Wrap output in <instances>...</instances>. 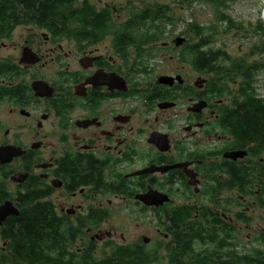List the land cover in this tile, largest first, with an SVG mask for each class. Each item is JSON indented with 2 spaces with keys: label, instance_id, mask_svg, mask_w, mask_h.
I'll use <instances>...</instances> for the list:
<instances>
[{
  "label": "flooded vegetation",
  "instance_id": "flooded-vegetation-1",
  "mask_svg": "<svg viewBox=\"0 0 264 264\" xmlns=\"http://www.w3.org/2000/svg\"><path fill=\"white\" fill-rule=\"evenodd\" d=\"M28 1L0 0V208L18 212L1 219L0 257L33 207L45 206L81 253L109 237L111 208L132 204L164 209L168 264L173 252L178 264H264V143L242 133L226 77L183 76L189 39L164 42L160 21L153 41L122 43L133 16L106 0L73 3L105 24L67 25L50 20L64 10L43 20L46 0ZM144 22L127 28L146 31ZM155 54L181 67L156 73ZM150 191L169 202L135 199Z\"/></svg>",
  "mask_w": 264,
  "mask_h": 264
},
{
  "label": "trees",
  "instance_id": "trees-1",
  "mask_svg": "<svg viewBox=\"0 0 264 264\" xmlns=\"http://www.w3.org/2000/svg\"><path fill=\"white\" fill-rule=\"evenodd\" d=\"M186 4L193 1L213 3L217 0H183ZM26 2V1H25ZM76 0H46L40 4L43 11V20L48 19L46 16L52 14L51 10L57 8L64 10L61 13L53 15L52 19L55 24H105L106 19L101 15H90L83 13V9H76L73 3ZM27 3L34 6V1ZM167 8L158 7L149 16L144 14L133 15L131 21L123 24V30L118 32L119 39L122 43L153 41L155 37L154 30L158 29L157 21L162 24L169 22L166 18ZM169 11V10H168ZM51 18V16H50ZM149 19L150 28L146 31L132 30L127 26H139L145 24V20ZM226 18H221L225 21ZM42 20V21H43ZM194 32L199 39V43L193 46H185L186 57H192L191 63L195 71L206 76H225L228 82L231 81V73L233 71L241 72L245 81L241 85L239 93L241 98L237 101L240 104V111L237 112L236 120L239 122L241 131L249 141H258L264 143V99H260L251 87V69L242 65H231L226 70L222 61L227 59V55L221 50L210 48V42L206 39L203 30L196 26ZM205 35V36H204ZM125 45V44H124ZM43 207V208H42ZM41 208L33 207L15 219L10 227V237L12 238V251L8 256L0 257V264H154L159 261V251L163 244H155L154 247L148 248L144 243L115 245L107 242L103 246V255H96V245L92 241H87L83 245L84 251L77 252L70 250L76 241L69 238L66 234H62L58 230V226L54 225L51 215L46 213L45 206ZM161 218L163 231L164 209H155ZM179 255L172 253V264H178Z\"/></svg>",
  "mask_w": 264,
  "mask_h": 264
},
{
  "label": "rangeland",
  "instance_id": "rangeland-1",
  "mask_svg": "<svg viewBox=\"0 0 264 264\" xmlns=\"http://www.w3.org/2000/svg\"><path fill=\"white\" fill-rule=\"evenodd\" d=\"M106 1L115 4L125 16L139 14L142 9L147 8L153 10L160 6L167 8L169 11L167 10L166 18L170 21L164 24L160 22L161 34H167L164 42H171L180 36L179 38L189 39V46H193L199 43L194 32V28L199 26L209 40L210 48L221 50L227 55V59L222 61L226 70L231 69V65H242L251 69V87L260 99H264V0H217L213 3L193 1L191 4H186L183 0ZM221 18L226 19L221 21ZM163 40L164 38L161 39ZM169 54L174 56L173 53ZM156 55L158 54L150 61L151 69L156 73L172 74L181 67L170 60L169 55ZM192 59L193 56L186 57L185 67L181 69L183 76H197L191 63ZM231 76L230 87L236 98L240 99L239 89L245 81L240 71H233ZM109 212L110 218L102 228V232H106L109 237L96 244L97 256L103 255V246L107 242L115 245L138 242L142 244L143 237H147L150 239L146 244L148 248L154 247L155 244H164L158 213L142 211L132 204L113 207ZM261 218V215L256 214V224H262ZM159 255V261L154 264H168L163 247Z\"/></svg>",
  "mask_w": 264,
  "mask_h": 264
},
{
  "label": "water",
  "instance_id": "water-1",
  "mask_svg": "<svg viewBox=\"0 0 264 264\" xmlns=\"http://www.w3.org/2000/svg\"><path fill=\"white\" fill-rule=\"evenodd\" d=\"M263 18H264V11H263ZM185 42L184 38H177L176 39V46H182L183 43ZM174 79L170 77H161L159 79L160 83L167 84V85H172ZM238 156H241L240 153H231L227 154L226 157H233L237 158ZM136 200H139L146 206H153L155 208H159L163 206L165 203L169 202V198L161 193H158L156 191H150L146 194L143 195H137L135 197ZM18 215L17 211H10L8 205L2 206L0 208V222L1 219H4L7 215ZM150 242V239L147 237H143V243L148 244Z\"/></svg>",
  "mask_w": 264,
  "mask_h": 264
}]
</instances>
